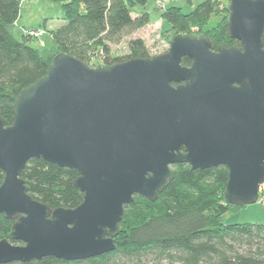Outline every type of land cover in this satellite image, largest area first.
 Listing matches in <instances>:
<instances>
[{"label": "water", "instance_id": "obj_1", "mask_svg": "<svg viewBox=\"0 0 264 264\" xmlns=\"http://www.w3.org/2000/svg\"><path fill=\"white\" fill-rule=\"evenodd\" d=\"M230 37H175L166 53L92 68L66 54L0 117V215L18 217L0 241V264L81 261L114 251L124 206L155 200L172 168L224 166L227 203H257L264 182V0H229ZM183 58L191 61L181 65ZM31 159L74 169L83 194L50 211L20 175Z\"/></svg>", "mask_w": 264, "mask_h": 264}, {"label": "trees", "instance_id": "obj_2", "mask_svg": "<svg viewBox=\"0 0 264 264\" xmlns=\"http://www.w3.org/2000/svg\"><path fill=\"white\" fill-rule=\"evenodd\" d=\"M55 1L62 2L63 24L49 30L55 47L50 48L51 53H42L30 46L34 38L28 33L20 39L14 35L22 0H0V117L6 127L12 124L15 99L44 77L60 54L90 67L97 54L104 59L99 67L152 57L140 38L128 40V55L123 59L111 55L113 46L150 23L146 11L135 12L136 8L144 9L148 0ZM223 12V19L204 34L213 51L239 45L230 37L229 3ZM219 13L217 0H204L188 14L177 7L164 9L160 19L169 27V45L179 35L202 29ZM42 28L46 30V23ZM181 65L189 67L191 61L183 58ZM172 173L173 180L155 200L136 195L131 204L124 206L114 251L81 261L45 257L9 264H264V225H225L222 221L225 214L243 208L225 200L226 167L191 170L187 164H178ZM3 178L0 171V185ZM20 178L28 195L50 211L73 210L82 203L83 194L74 185L78 178L74 169L31 159ZM17 220L0 215V241L21 244L10 237Z\"/></svg>", "mask_w": 264, "mask_h": 264}, {"label": "rangeland", "instance_id": "obj_3", "mask_svg": "<svg viewBox=\"0 0 264 264\" xmlns=\"http://www.w3.org/2000/svg\"><path fill=\"white\" fill-rule=\"evenodd\" d=\"M204 0H148L144 9L136 8L135 12L146 11L150 16V23L143 29L137 31L129 38H126L120 45L113 46L112 58L123 59L128 55L126 44L129 39H142L151 56L161 55L169 49V27L160 19V13L166 8L177 7L184 14L190 13L197 5ZM219 4L218 15H214L208 24L202 29H192L189 35H204L205 32L214 28L225 16L224 6L228 5L226 0H217ZM46 23V30L42 24ZM63 24L62 2L55 0H22L20 15L15 25L14 35L20 39L23 34L28 33L34 40L30 46L41 50L42 53H51L50 48L55 43L49 34V30ZM44 30V31H43ZM94 58L89 64L97 68L104 63L101 54ZM225 225L233 224H261L264 225V207L259 204L245 206L236 212H229L223 216Z\"/></svg>", "mask_w": 264, "mask_h": 264}, {"label": "built area", "instance_id": "obj_4", "mask_svg": "<svg viewBox=\"0 0 264 264\" xmlns=\"http://www.w3.org/2000/svg\"><path fill=\"white\" fill-rule=\"evenodd\" d=\"M257 203L264 206V182L259 188V195H258Z\"/></svg>", "mask_w": 264, "mask_h": 264}, {"label": "crops", "instance_id": "obj_5", "mask_svg": "<svg viewBox=\"0 0 264 264\" xmlns=\"http://www.w3.org/2000/svg\"><path fill=\"white\" fill-rule=\"evenodd\" d=\"M258 204V203H257ZM260 205V204H259ZM262 206V205H261ZM262 207H264V206H262Z\"/></svg>", "mask_w": 264, "mask_h": 264}]
</instances>
